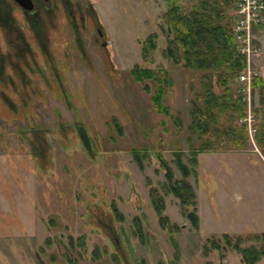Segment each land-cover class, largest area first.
Here are the masks:
<instances>
[{"label":"rangeland","instance_id":"374dc122","mask_svg":"<svg viewBox=\"0 0 264 264\" xmlns=\"http://www.w3.org/2000/svg\"><path fill=\"white\" fill-rule=\"evenodd\" d=\"M165 10V0H35L32 9L0 0V264H220L222 255L224 264H246L237 237L241 247L261 246L264 143L255 135L261 114L251 109L258 89L250 86L246 116L233 121L236 130L246 121L247 148L232 147L224 116L205 134L191 132L202 71L166 52ZM260 21L251 68L264 90ZM151 32L156 47L143 58ZM135 64L167 71L170 116L133 79ZM239 85L230 83L234 94ZM202 141L213 147L196 151L187 177L195 226L160 183L164 162L181 176L175 152L190 166ZM152 187L163 193L166 226Z\"/></svg>","mask_w":264,"mask_h":264},{"label":"trees","instance_id":"16d2710c","mask_svg":"<svg viewBox=\"0 0 264 264\" xmlns=\"http://www.w3.org/2000/svg\"><path fill=\"white\" fill-rule=\"evenodd\" d=\"M237 0H165L166 10L163 13L166 26L162 25V30L166 33V52L173 56L174 62L180 63L191 69L202 71V88L197 92L191 101V120L188 129L202 135L210 130L211 126L217 127L216 123L221 117L228 122L227 132H231L229 140L233 148H247V123L240 124L237 128L233 123L246 116L247 100L246 93L241 92L244 83L237 86L234 94L230 83L238 80L239 75L245 70L246 55L240 50V42L234 30L235 16L232 13ZM262 23H259L261 26ZM258 26V25H257ZM156 32H151L142 41L141 55L146 58L156 47ZM130 73L134 80L143 82L146 92H151L150 98L156 111L170 116L168 105L164 103L166 91L170 84L167 71L163 68L154 70L148 66L135 64ZM151 80L155 83L154 90L145 82ZM262 78L254 74L250 86L258 89V106L251 109L261 114V120L256 123V138L259 144L264 143V90ZM214 87H220L221 92H217ZM174 120L179 123L177 117ZM215 130V129H214ZM217 131V130H216ZM212 142L202 141L198 147H193L190 166L183 162L181 152H175L174 162L180 170L181 176H175L172 169L164 162L166 168V178L161 182V188L165 194L172 192L179 200V204L185 215L191 220L193 225L198 224V214L196 213V193L187 180L195 164V154L199 149H211ZM136 155L138 152L134 151ZM152 201L160 222L163 226L167 224V217L162 214L163 193L158 188L152 187L150 190ZM188 206H193L188 211ZM112 208L118 218L121 214L112 203ZM176 225L171 223L168 230H173ZM177 227V226H176ZM262 244L260 247L249 245L241 247L240 237H237L233 248L241 253V259L246 264H256L264 255V232L260 234ZM82 238V236L80 237ZM227 243L231 240L225 235ZM72 242V241H71ZM213 247L219 248V243H213ZM205 250H208L205 248ZM224 264L223 255L221 263Z\"/></svg>","mask_w":264,"mask_h":264},{"label":"built area","instance_id":"2783aa9c","mask_svg":"<svg viewBox=\"0 0 264 264\" xmlns=\"http://www.w3.org/2000/svg\"><path fill=\"white\" fill-rule=\"evenodd\" d=\"M232 13L235 16L234 30L241 44L240 50L246 55V67L239 75V79L244 83L246 100L250 104V76L251 73H255L251 68V54L254 52V48H250V37L255 25L261 22L260 17L264 16V0H237ZM245 78L248 79L247 82Z\"/></svg>","mask_w":264,"mask_h":264},{"label":"flooded vegetation","instance_id":"af4514ba","mask_svg":"<svg viewBox=\"0 0 264 264\" xmlns=\"http://www.w3.org/2000/svg\"><path fill=\"white\" fill-rule=\"evenodd\" d=\"M22 1L24 2V0H22ZM13 2H15V3H16L18 6H20V7L27 9L26 7H24V6L22 5L21 1H19V0H13ZM30 2H31L32 5H33L32 8H34V6H35V0H30ZM28 3H29V2H28ZM32 8H31V9H32Z\"/></svg>","mask_w":264,"mask_h":264},{"label":"water","instance_id":"95a60500","mask_svg":"<svg viewBox=\"0 0 264 264\" xmlns=\"http://www.w3.org/2000/svg\"><path fill=\"white\" fill-rule=\"evenodd\" d=\"M21 1L22 5L24 7H26L27 9H31L33 7L32 3L30 2V0H24V2L22 0H19ZM29 2V3H28Z\"/></svg>","mask_w":264,"mask_h":264}]
</instances>
